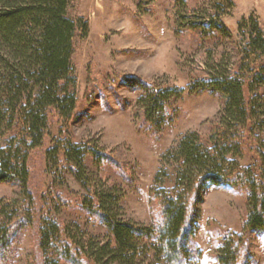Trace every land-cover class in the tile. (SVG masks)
<instances>
[{
  "label": "trees",
  "instance_id": "obj_1",
  "mask_svg": "<svg viewBox=\"0 0 264 264\" xmlns=\"http://www.w3.org/2000/svg\"><path fill=\"white\" fill-rule=\"evenodd\" d=\"M69 3L0 0V184L20 189V202L13 208L0 206V264H15L17 242L27 229L36 236V264H193L200 256L192 240L195 208L209 185L244 189V229L264 232V100L254 95L257 87H264V63L251 67L257 53L264 54V37L252 19L238 26L240 30L243 25L247 41L246 58L236 73L217 63L189 86V93L218 94L224 103L205 143L189 132L162 157L176 169L173 188L155 194L160 204L156 227L122 219L121 194L86 174V158L100 166L110 162L109 156L69 138L52 140L44 152L46 167L71 175L87 191L88 199L79 207L98 220L104 234L100 239L85 237L77 225L61 229L54 218L42 214L45 202L37 204L29 189L30 155L43 147L53 118L67 124L74 117L72 55L76 37L88 34L83 18L67 17ZM190 28L220 37L228 33L220 22H192ZM126 84L138 91L135 106L154 135L174 122L182 89L137 78H128ZM248 142L255 146L258 166L240 164ZM244 250L231 240L216 264H241Z\"/></svg>",
  "mask_w": 264,
  "mask_h": 264
},
{
  "label": "rangeland",
  "instance_id": "obj_2",
  "mask_svg": "<svg viewBox=\"0 0 264 264\" xmlns=\"http://www.w3.org/2000/svg\"><path fill=\"white\" fill-rule=\"evenodd\" d=\"M66 15L88 24L87 36L76 37L72 55L76 108L67 124L53 118L43 147L30 155L29 189L37 204L45 202L42 214L61 229L77 225L85 237L104 234L98 220L79 207L87 191L71 175L46 167L44 152L52 140L69 138L109 156L110 162L100 166L86 158V174L121 194L122 219L156 227L160 204L155 194L173 188L176 169L162 157L189 132L205 143L224 103L218 94L189 93V86L217 63L236 73L246 58L247 41L243 25L238 26L252 19L264 37V0H70ZM208 21L222 23L227 35L190 28L192 22ZM257 56L251 67L264 63V54ZM128 78L183 90L174 105L176 119L158 135L142 122L135 106L138 91L126 84ZM256 89L254 95L264 100V87ZM245 147L240 164L258 166L255 146L248 142ZM15 201L20 202L19 187L0 184V206L12 207ZM247 210L244 189L207 186L195 208L192 240L200 256L193 264H216L231 240L245 246L241 264H264V232H246ZM17 243L15 264H36L35 234L27 229Z\"/></svg>",
  "mask_w": 264,
  "mask_h": 264
}]
</instances>
